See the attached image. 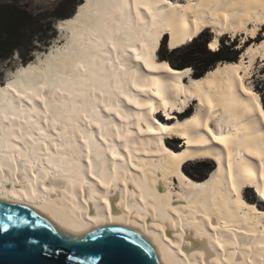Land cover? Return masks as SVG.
<instances>
[{"label": "bare ground", "instance_id": "1", "mask_svg": "<svg viewBox=\"0 0 264 264\" xmlns=\"http://www.w3.org/2000/svg\"><path fill=\"white\" fill-rule=\"evenodd\" d=\"M139 4L137 17V0H83L56 23L66 44L0 84V201L39 211L72 238L133 229L160 264H264V209L244 196L254 186L264 199L263 102L247 81L264 64V41L202 78L159 59L167 36L172 50L205 29L215 32L212 51L227 33L256 39L264 0ZM197 159L217 164L204 181L183 171Z\"/></svg>", "mask_w": 264, "mask_h": 264}, {"label": "water", "instance_id": "2", "mask_svg": "<svg viewBox=\"0 0 264 264\" xmlns=\"http://www.w3.org/2000/svg\"><path fill=\"white\" fill-rule=\"evenodd\" d=\"M5 208L28 224L0 235V264H160L150 242L133 229L108 225L72 238L31 207L0 201Z\"/></svg>", "mask_w": 264, "mask_h": 264}, {"label": "trees", "instance_id": "3", "mask_svg": "<svg viewBox=\"0 0 264 264\" xmlns=\"http://www.w3.org/2000/svg\"><path fill=\"white\" fill-rule=\"evenodd\" d=\"M70 2L71 0H67V3ZM74 13L59 15V18L66 19L74 15ZM43 17L41 14L29 13L19 6H0V60H7L18 51L26 64L33 60V52L38 50L41 44L48 46L51 40L48 36V30L52 28V22L48 21L44 25L41 22ZM206 37L205 33H203L195 38L192 43L170 51L165 46V43H162V53L159 52L163 56L162 58L159 56V59L167 61L172 67L177 69H193V74L196 78H202L218 63L231 62L239 59L242 51L235 49L238 45L237 43L226 44L224 41H221L220 48L217 51H212L208 46L211 38ZM35 41L39 45L34 44ZM262 84V88H255V91L261 95L264 107V83ZM172 149L174 150V148ZM189 164H194V167L199 169L201 178H193V175L189 171H186L189 177L198 181H204L208 178V173L211 171L210 166L199 161L195 163L190 162ZM185 170L183 167L184 172ZM251 204L255 203L252 202Z\"/></svg>", "mask_w": 264, "mask_h": 264}, {"label": "rangeland", "instance_id": "4", "mask_svg": "<svg viewBox=\"0 0 264 264\" xmlns=\"http://www.w3.org/2000/svg\"><path fill=\"white\" fill-rule=\"evenodd\" d=\"M82 1L83 0H71L70 3H67V0H0V6H2V5L19 6L23 9H25L26 11H28L29 13L43 15L44 17L42 18L41 22L44 25H46L48 23V21L52 22V28L48 30V36L51 38L50 43L48 44V46L41 44L39 49L33 52L34 53L33 61H35L38 57V54H39V56L43 57L44 53L47 52L53 46H55L57 44H59L60 46H63L64 44H66V42H67L66 38H67L68 33L65 30V41H64V37L61 38L62 33H60L58 31V27H57L56 23L57 22L59 23V20L62 19V18H59V15H67V14H70L72 12H76L77 5ZM184 3H186V1H184ZM203 33H205V35L207 36L206 38H211V40L215 37V32L213 29L212 30L211 29H205V31L201 32L197 37H199ZM259 34L260 35L256 39L250 38V40H246L247 39L246 35L237 34L236 37H232L231 34L227 33L225 35L220 36L219 41H220V44H221V41H224L226 44H230L233 42L237 43L238 45L235 47V49L242 51L241 55L239 56V58H240L251 43L255 44L256 42H260L261 40L264 41V24H263V26H261V30H260ZM167 41H168V36H167V38L162 39V43L163 44L165 43V46L170 51L172 49L167 44ZM190 43H192V42H190ZM34 44L39 45V43H37L36 41L34 42ZM163 44H162V46H163ZM220 44L218 46V49L220 48ZM208 46H209V44H208ZM160 52L162 53V48H161ZM160 52H159V56H161V58H162L163 55ZM24 53H26V51H24ZM28 54H29V52H28ZM24 64H25L24 59L21 57V55L18 51H16L14 53V55L11 56V58H9L7 60H0V84H5V83H7V81L9 79L14 78L15 73L17 72V69ZM193 72H194V70L192 69V73ZM247 81L249 84L252 85L254 90H255V88H258V87L262 88V85H263L262 83H264V64H261L260 58H258L256 60V63L254 64V67L252 70V74L247 79ZM263 89H264V87H263ZM259 97L261 98L260 94H259ZM261 100H262V98H261ZM190 104H192V103H190ZM196 106H197L196 102H193V104L191 106H189L187 109L184 110V114L182 116L178 117V119L179 120L184 119V117L187 116L188 114H192L193 112H195ZM163 117L165 118V116H163ZM160 120L162 122H165L162 119H160ZM173 122H176V120H174ZM168 141H169V142H167V143H169L168 145L170 147L174 148V150L179 151L182 148L183 144H182V141H180V139H178L176 137H172V138H169ZM194 161L195 162L199 161V162H202V163L210 166L211 171H210V173H208V176L210 174H212V171L214 170V168L217 165L214 162V160H212V159H201V160L197 159V160H193L190 162L195 163ZM190 162H188L187 164H185L183 166L184 169H186L185 173H186V171H189V173H191L193 175L192 176L193 178H201V176L199 174L200 173L199 169H196L194 167V164H189ZM175 186H177V184ZM253 187L254 186H252V188L245 189V191H244L245 200L249 201L251 203L254 202L261 209H264V199L263 200L260 199V196H259L258 192L256 191V188L254 189Z\"/></svg>", "mask_w": 264, "mask_h": 264}, {"label": "snow or ice", "instance_id": "5", "mask_svg": "<svg viewBox=\"0 0 264 264\" xmlns=\"http://www.w3.org/2000/svg\"><path fill=\"white\" fill-rule=\"evenodd\" d=\"M141 7V5L139 4V0H137V17H139L140 13H139V8ZM155 19V18H153ZM113 47H115V45H113ZM213 48H215V44L212 45ZM137 60H143L144 66L147 67L148 69H150L153 72L156 71H160V67L155 66L150 58H145L142 57L139 53H137L136 56ZM164 70L166 71H171V69H168L167 66H164ZM141 91H144L145 89H140ZM245 92H247V94L251 97H253L254 99H256V94L249 91L248 89H245ZM17 95H20L19 92L16 93ZM37 99H40L43 101V97L39 96L38 94L36 95ZM28 103L31 104L32 101L28 100ZM129 103H132V101L130 100ZM44 107L45 109L48 107L46 101L44 102ZM137 107H140L139 103H137ZM256 107L259 109V114L261 117H264V107H262L259 103L256 104ZM44 123H48L47 120L44 121ZM99 126V125H97ZM209 131H211V129H209ZM101 139H103V137H101ZM85 143H87V141H85ZM220 143L225 144V147H227V144L224 142L223 139H220ZM257 155L259 156L260 160L262 163H264V155H260L259 153H257ZM89 164H91V161L89 160L88 162ZM47 190V189H45ZM105 203H107V201H105ZM28 224V220L26 217L20 216L19 213H17L16 215H13V211L10 208H5L0 210V235L2 234H7L10 232V226L15 229V228H19L21 225H27ZM183 254V253H181Z\"/></svg>", "mask_w": 264, "mask_h": 264}]
</instances>
